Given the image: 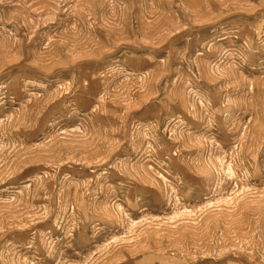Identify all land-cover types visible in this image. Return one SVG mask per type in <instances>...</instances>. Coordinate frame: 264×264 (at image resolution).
Segmentation results:
<instances>
[{"label": "rangeland", "instance_id": "1", "mask_svg": "<svg viewBox=\"0 0 264 264\" xmlns=\"http://www.w3.org/2000/svg\"><path fill=\"white\" fill-rule=\"evenodd\" d=\"M0 264H264V0H0Z\"/></svg>", "mask_w": 264, "mask_h": 264}]
</instances>
